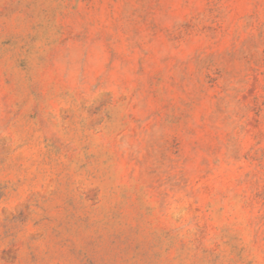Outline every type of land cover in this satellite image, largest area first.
Returning <instances> with one entry per match:
<instances>
[{
  "label": "rangeland",
  "instance_id": "1",
  "mask_svg": "<svg viewBox=\"0 0 264 264\" xmlns=\"http://www.w3.org/2000/svg\"><path fill=\"white\" fill-rule=\"evenodd\" d=\"M0 264H264V0H0Z\"/></svg>",
  "mask_w": 264,
  "mask_h": 264
}]
</instances>
